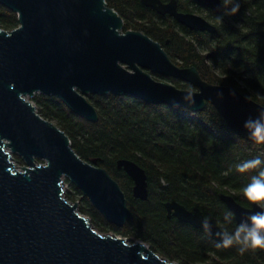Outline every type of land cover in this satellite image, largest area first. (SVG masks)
I'll list each match as a JSON object with an SVG mask.
<instances>
[{
    "label": "water",
    "instance_id": "1",
    "mask_svg": "<svg viewBox=\"0 0 264 264\" xmlns=\"http://www.w3.org/2000/svg\"><path fill=\"white\" fill-rule=\"evenodd\" d=\"M197 1L220 14V0ZM142 3L176 17L191 30L217 31L203 17L179 12L176 0ZM0 4L16 13L19 22L12 30L0 27V264H176L142 240L99 232L91 218L80 213L79 203L66 199L64 178L110 223L123 227L134 215L119 182L97 159L84 160L66 131L43 117L32 99L36 94L56 96L91 122H97L99 114L88 95L132 96L192 112L203 111L210 103L226 126L247 140L243 123L264 105L232 86L204 80L194 66H178L160 42L142 31L124 30L123 17L106 0H0ZM153 74L193 85L196 105L181 103L188 89ZM218 92L223 93L222 100L217 99ZM14 154L23 165L16 163ZM117 167L133 180V197L147 201L146 170L129 159H119ZM219 197L239 223L258 210L233 195ZM164 206L169 218L204 231L201 209L191 211L175 200ZM209 220L211 230L204 232L219 239L224 230Z\"/></svg>",
    "mask_w": 264,
    "mask_h": 264
},
{
    "label": "trees",
    "instance_id": "2",
    "mask_svg": "<svg viewBox=\"0 0 264 264\" xmlns=\"http://www.w3.org/2000/svg\"><path fill=\"white\" fill-rule=\"evenodd\" d=\"M106 1L123 17L124 30L142 31L160 42L178 66H194L204 80L232 86L264 105V95L254 94H264V0H243L240 13L225 18L222 26L213 19L219 14L209 11L208 18L217 26L214 33L192 31L176 20L164 19L141 0ZM237 25L243 27L239 29ZM18 26L17 14L0 4V27L12 30ZM153 76L182 89H195L179 78ZM88 99L98 111L97 122L76 115L56 96L36 94L32 100L43 117L66 131L84 160L97 159L125 192L134 215L118 227L65 179L72 189L66 199L76 202L79 195L80 213L89 216L99 232L132 238V242L142 240L155 252L180 264H264L261 251L241 256L235 247L215 248L218 238L175 217L169 218L164 206L175 200L188 209L197 207L224 231H232L239 222L219 193L233 195L239 203L250 206L240 190L252 173H238L236 165L264 153V145L229 129L210 103L203 111L192 112L153 105L132 96L89 95ZM14 158L24 164L19 155L14 154ZM119 159L133 160L146 170L147 201L133 197V180L118 169ZM229 213L231 220L225 221Z\"/></svg>",
    "mask_w": 264,
    "mask_h": 264
},
{
    "label": "clouds",
    "instance_id": "3",
    "mask_svg": "<svg viewBox=\"0 0 264 264\" xmlns=\"http://www.w3.org/2000/svg\"><path fill=\"white\" fill-rule=\"evenodd\" d=\"M221 12L213 15L215 24L223 25L225 18L235 17L240 13L243 0H220ZM207 11V10H206ZM239 29L243 25H237ZM209 53H206L208 55ZM211 64V62L209 61ZM243 71V68L240 69ZM227 79V73H225ZM243 87V85H242ZM233 96L235 92L231 93ZM261 96L264 94L256 93ZM195 94L191 88L181 97V103L188 106H195ZM217 99H223V93H217ZM179 106V105H177ZM243 128L248 138L259 145H264V109H259L255 115L249 116L243 123ZM236 171L241 174L252 173L249 181L241 188L245 201L258 209L247 217L246 221L239 223L232 231L218 233L219 240L215 243L217 249H229L235 247L238 253L243 256L248 252H264V153L253 158L245 159L236 165ZM225 221L231 220V213L224 216ZM201 227L204 231L211 230V223L208 217L202 218ZM176 264H179L177 261Z\"/></svg>",
    "mask_w": 264,
    "mask_h": 264
},
{
    "label": "flooded vegetation",
    "instance_id": "4",
    "mask_svg": "<svg viewBox=\"0 0 264 264\" xmlns=\"http://www.w3.org/2000/svg\"><path fill=\"white\" fill-rule=\"evenodd\" d=\"M164 4H168L169 2H171L172 0H161ZM142 2V0H141ZM143 4V3H142ZM144 5V4H143ZM145 6V5H144ZM176 6H177V10L179 12H182V13H191V14H196V15H199L201 17H203L204 19L208 20L209 22L213 23V21L211 19L208 18V14H209V11H212L213 13H215L213 10H211L209 7L205 6L204 4L200 3L199 1L197 0H176ZM147 7V6H146ZM151 8V7H149ZM153 9V8H152ZM155 10V9H153ZM207 10V11H206ZM156 13L164 18V19H173V20H176L180 25H184L182 23H180L176 17L174 16H171L170 14H160L157 10H155ZM214 24V23H213ZM185 26V25H184ZM188 28V27H187ZM190 29V28H188ZM191 30V29H190ZM194 31V30H192ZM168 42V41H167ZM197 208V207H195ZM195 208L193 209H189L191 211H193ZM206 217V216H205Z\"/></svg>",
    "mask_w": 264,
    "mask_h": 264
},
{
    "label": "rangeland",
    "instance_id": "5",
    "mask_svg": "<svg viewBox=\"0 0 264 264\" xmlns=\"http://www.w3.org/2000/svg\"><path fill=\"white\" fill-rule=\"evenodd\" d=\"M89 97V95L87 96V98ZM90 101V100H89ZM91 102V101H90ZM92 103V102H91ZM54 122V121H53ZM17 163V162H16ZM20 165V164H19ZM21 166V165H20ZM64 180H65V178H64ZM63 189H64V196L66 195V194H68V192H70V191H72V189H71V187H70V185L69 184H67L66 182H65V185H64V187H63ZM77 197V196H76ZM80 196L78 195V197L76 198L77 200H76V202H78L79 203V206L82 204V201L80 200V198H79ZM84 215V214H83ZM86 216V215H85ZM89 217V216H88ZM103 233V232H102ZM120 236V235H119ZM123 237V236H122ZM130 239V241H132V238H129Z\"/></svg>",
    "mask_w": 264,
    "mask_h": 264
}]
</instances>
